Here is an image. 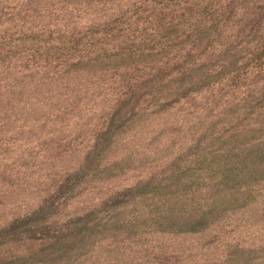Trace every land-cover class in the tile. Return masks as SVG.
<instances>
[{
  "label": "trees",
  "instance_id": "1",
  "mask_svg": "<svg viewBox=\"0 0 264 264\" xmlns=\"http://www.w3.org/2000/svg\"><path fill=\"white\" fill-rule=\"evenodd\" d=\"M0 264H264V0H0Z\"/></svg>",
  "mask_w": 264,
  "mask_h": 264
}]
</instances>
